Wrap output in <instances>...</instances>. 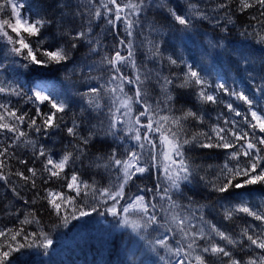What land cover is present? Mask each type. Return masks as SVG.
I'll return each instance as SVG.
<instances>
[{
  "label": "snow or ice",
  "instance_id": "snow-or-ice-1",
  "mask_svg": "<svg viewBox=\"0 0 264 264\" xmlns=\"http://www.w3.org/2000/svg\"><path fill=\"white\" fill-rule=\"evenodd\" d=\"M0 182L23 202L4 205L0 264L59 255L53 234L93 214L129 231L114 264H264V0H0Z\"/></svg>",
  "mask_w": 264,
  "mask_h": 264
},
{
  "label": "trees",
  "instance_id": "trees-1",
  "mask_svg": "<svg viewBox=\"0 0 264 264\" xmlns=\"http://www.w3.org/2000/svg\"><path fill=\"white\" fill-rule=\"evenodd\" d=\"M41 3L45 4H53L54 0H40ZM151 15V14H150ZM156 19L157 20H163V16L160 14H156ZM203 29L208 33L206 39H211L214 40L216 38L215 36V31L213 28V25L205 22L202 25ZM233 39H236L235 33H233ZM87 52V49H81L80 55H84ZM259 55V53H257ZM144 57L138 54L137 60L138 62L143 59ZM94 59H98V57H94ZM71 67V65H69ZM149 67H153V65L149 64ZM229 66L227 65L226 62V68ZM173 71H178L177 69L173 68ZM64 70L61 69L60 73H62ZM60 73H54L50 74L46 78L49 80H55ZM128 74H131L129 71ZM227 75L230 78H239L237 76V73L235 72L234 69L228 70ZM27 79V77H25ZM127 90V88H126ZM188 107H192V103L187 104ZM215 108L216 106H212ZM195 110V108L193 109ZM211 111V108L208 109ZM222 109L217 108V111H220ZM212 116L214 117L217 112L212 111L211 112ZM92 123H95L96 121L92 119V117H89ZM191 127L192 131H199L200 127L199 126H193L189 125ZM82 133L85 131L83 128L81 129ZM58 140H62L63 144H68L69 141L67 139H63V137H58ZM43 142V141H41ZM58 147H61V145H58ZM27 151V149H25ZM97 150L95 148L92 149V152H96ZM193 157H195V163L197 165H202V166H207L210 164H219L222 162V154L219 153V150H203V151H195L191 153ZM86 174L84 176L85 179L89 178V175L87 173H95V169H84L83 170ZM211 170H209V173ZM203 174V173H202ZM97 180L101 181L102 185L107 184V177H104L103 179L97 175L96 176ZM140 183V181H138ZM143 183H146L149 187L152 186V181L151 179H146L143 181ZM134 190V189H133ZM185 191H188L185 189ZM254 191L257 194L264 195V192L261 191V187L259 185L254 186ZM188 194L190 196H193L196 201L199 203L203 204L206 203V192H203L202 189L197 188L195 191H189ZM21 195H27L28 198H31L32 193H25L21 192ZM10 202L14 203L16 207H22L23 202L19 200H13L12 194L10 192L5 193L4 192V187L2 182H0V227H3L4 225L11 226L12 225V219L10 217H6L3 214V208L5 204H9ZM181 203H186V201L181 200ZM38 215L40 216L42 222H44L46 225H51L53 223H58L55 217L49 219L48 214L46 212H39ZM95 217V220L98 221V218L96 214H93ZM209 219H212L213 222H221V218L213 214L208 217ZM87 220L91 219L86 218ZM109 220H111L110 217H108ZM252 222L250 217H246L243 214H240L239 217H237L233 222H226L224 223V227L228 230L232 231H238V228L236 226H244L248 223ZM101 225V224H99ZM218 226H220V223H218ZM70 225L66 229H60L58 230V234H53L54 237H59L61 234L62 235H67L68 231L69 233L72 232V228L69 230ZM73 229L75 226H73ZM103 228L105 226L103 225ZM48 231V228H45V231ZM98 230L95 225H91L90 229H86L84 232L78 234H74V237L72 238V242L67 245V248L64 249L59 253V255H48L47 257L40 258L37 255H33V251L35 249H29L24 252V254L21 256V264H114V262L117 260V258L121 259H126V257L123 256L122 249L120 248V240L121 238L127 239L129 236V233H120V234H113L115 237L114 239L109 237L106 232L102 231V228H99ZM30 230L35 231L36 227L31 226ZM101 231V232H100ZM109 241H111L109 243ZM131 247V245L129 246ZM40 250H36L35 252H39ZM163 254V253H161ZM155 258V257H153Z\"/></svg>",
  "mask_w": 264,
  "mask_h": 264
},
{
  "label": "rangeland",
  "instance_id": "rangeland-1",
  "mask_svg": "<svg viewBox=\"0 0 264 264\" xmlns=\"http://www.w3.org/2000/svg\"><path fill=\"white\" fill-rule=\"evenodd\" d=\"M237 103H239V102H237ZM92 217L95 218L94 215H92L91 218H92ZM110 218H111V217H110ZM89 221H90L89 223H85L83 220H81V221H73V222L70 224L69 230L72 228L73 231L70 232V233H69V231H68V234H67V235H66V234L63 235V237H64L66 243L63 245L61 251H63L64 249H66V248H67V245L70 244V243L72 242V240H70V238H71V237H74V234H76V233L80 234V233L84 232L87 228L90 229V226L93 224V222H92V220H89ZM72 225L75 226L74 229H73ZM102 226H103V225H102ZM104 226H105V225H104ZM106 227H107V226H105V228H106ZM48 230H49V229H48ZM46 231H47V229H46ZM126 232L129 233L128 230L117 231V232H115V233L120 234V233H126ZM115 233H114V234H115ZM55 234H58V232H55ZM57 247H60L59 243H57ZM36 250H39V249H35V250L33 251V255H37V256H39L40 258H44V257H47V256H48V255H47V256L44 255L42 250H40L39 252H35ZM61 251H60V252H61Z\"/></svg>",
  "mask_w": 264,
  "mask_h": 264
}]
</instances>
